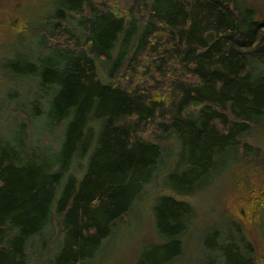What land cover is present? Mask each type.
I'll list each match as a JSON object with an SVG mask.
<instances>
[{"label": "trees", "instance_id": "trees-1", "mask_svg": "<svg viewBox=\"0 0 264 264\" xmlns=\"http://www.w3.org/2000/svg\"><path fill=\"white\" fill-rule=\"evenodd\" d=\"M246 6L80 0L68 9L81 15L82 31L57 22L51 33L60 32L68 47L60 42L26 72L43 89L46 126H62L60 151L44 157L0 136V264H29L30 241L56 218L65 237L59 264L93 260L155 179L166 152L158 141L166 137L179 143L166 179L179 196L206 189L240 147L256 151L242 140L264 120V88L253 74L254 64L264 63V20L254 21ZM97 61L108 64L112 83L101 81ZM194 107L201 108L187 113ZM32 112L42 115L38 107ZM88 158L81 181L69 174ZM256 205L259 213L264 206ZM157 213L159 250L182 255L194 208L162 196ZM237 240L243 244L212 245L225 264H258L252 242L241 233Z\"/></svg>", "mask_w": 264, "mask_h": 264}, {"label": "rangeland", "instance_id": "rangeland-1", "mask_svg": "<svg viewBox=\"0 0 264 264\" xmlns=\"http://www.w3.org/2000/svg\"><path fill=\"white\" fill-rule=\"evenodd\" d=\"M79 1L0 0V136L18 149L23 146L25 152L33 148L45 157L56 155L61 149L62 126L53 129L46 126L43 89L36 79L38 76L26 72L28 64H37L39 58L48 56L50 49L60 42L68 47L69 44L60 39V32L55 36L51 33L57 22L70 25L80 34L81 15L68 10H73ZM243 1L247 4L245 8L253 11L254 21L264 20V0ZM119 5L124 6L122 2ZM230 8L234 5L230 4ZM57 15L62 17L57 20ZM84 36H81L83 40ZM133 43L136 48L137 38ZM135 48L129 49V57ZM96 64L101 81L112 83L108 64L104 66L100 61ZM254 66L255 83L264 88V63ZM36 107L43 116L34 117L32 111ZM200 108H191L187 113L196 114ZM242 142L256 151L251 153L240 147L235 156L230 155L227 165L213 174L215 180L206 189L179 196L170 192L166 184L178 159L179 143L175 136L158 141L166 152L155 179L145 187L131 212L117 223L96 257L87 264H225L226 257L217 248L224 243L242 245L237 240L238 233L252 242L258 264H264V208L259 213L253 210L256 204L264 206V120L255 125ZM82 162V167L74 164L69 172L79 181L90 161L88 158ZM162 196L175 197L192 205L195 211L193 224L183 238L184 252L174 258L159 250L164 243L158 231L157 213ZM58 224L56 218L41 235L30 241L29 264H59L65 237ZM213 240L217 248L213 247Z\"/></svg>", "mask_w": 264, "mask_h": 264}]
</instances>
